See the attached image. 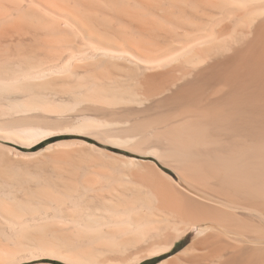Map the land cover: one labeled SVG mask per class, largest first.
<instances>
[{
  "label": "bare ground",
  "instance_id": "6f19581e",
  "mask_svg": "<svg viewBox=\"0 0 264 264\" xmlns=\"http://www.w3.org/2000/svg\"><path fill=\"white\" fill-rule=\"evenodd\" d=\"M0 264H264V0H0Z\"/></svg>",
  "mask_w": 264,
  "mask_h": 264
}]
</instances>
